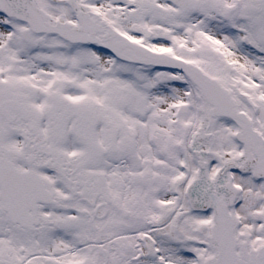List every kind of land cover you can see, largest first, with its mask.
<instances>
[{
    "label": "snow or ice",
    "instance_id": "snow-or-ice-1",
    "mask_svg": "<svg viewBox=\"0 0 264 264\" xmlns=\"http://www.w3.org/2000/svg\"><path fill=\"white\" fill-rule=\"evenodd\" d=\"M0 264H264V0H0Z\"/></svg>",
    "mask_w": 264,
    "mask_h": 264
}]
</instances>
